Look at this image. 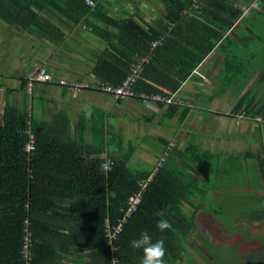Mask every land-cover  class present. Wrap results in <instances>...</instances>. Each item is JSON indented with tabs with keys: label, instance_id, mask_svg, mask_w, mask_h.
Here are the masks:
<instances>
[{
	"label": "trees",
	"instance_id": "16d2710c",
	"mask_svg": "<svg viewBox=\"0 0 264 264\" xmlns=\"http://www.w3.org/2000/svg\"><path fill=\"white\" fill-rule=\"evenodd\" d=\"M90 1L94 3L92 8L84 0H0V20L19 32L28 30L45 39H54L57 44L63 35L46 17L66 28L83 17H90L102 28L92 27V33L108 44L93 66L97 80L118 85L141 57L150 54L133 87L136 92L150 94L158 90L145 85V80L175 92L210 52L207 27L202 22H210L221 30L229 29L242 13L233 3L240 1L247 5L252 0H160L165 21L158 19L153 25L135 14L114 19L105 11L107 0ZM261 7L264 10V0ZM188 10L202 18L199 27L197 23L180 25L182 13ZM154 41L160 44L150 51ZM251 102L243 96L234 109L246 104L243 116L248 119L253 111ZM176 106H166L163 121L175 116ZM184 115L185 110L177 117L181 120ZM27 121L30 127L26 126ZM44 126L33 123L25 113L10 106L0 113V264H25L21 255L24 221L31 232L29 264H49L60 253L67 252L69 246L78 244H84L93 264H111L113 255L118 264H140L142 254L130 247V241L145 230L154 240L164 239L165 264H198V261L199 264H264V235L231 232L229 223L218 219V210L211 213L207 242L198 247L204 251L205 258L201 257L200 261L191 250L188 238L194 228L193 218L185 213L183 205L200 192L195 176L199 174L197 166L205 164L206 153L197 152L191 145L184 150L186 160L192 162L189 177L169 161L172 148L166 162L151 176V169L129 168L133 150L131 147L122 150L120 139L111 131L92 130V145L71 139L68 143L46 146L47 141L60 137L52 136ZM27 128L34 135V150L30 154L23 150ZM107 134L110 139H105ZM106 159L112 162V167L104 173L100 165ZM258 168L264 189L260 158ZM149 176L151 179L141 193L136 211L126 219L113 242L111 255L105 245L104 221L114 226L126 209L127 198L137 193L139 183ZM160 211L164 212L162 217L156 215ZM159 219H166L172 227L158 231ZM250 219L264 222V211L252 214Z\"/></svg>",
	"mask_w": 264,
	"mask_h": 264
},
{
	"label": "crops",
	"instance_id": "0c3cea01",
	"mask_svg": "<svg viewBox=\"0 0 264 264\" xmlns=\"http://www.w3.org/2000/svg\"><path fill=\"white\" fill-rule=\"evenodd\" d=\"M107 1L105 11L114 19L135 14L149 25L158 19L165 21L160 0ZM252 2L233 3L242 13L225 30L202 22L190 10L182 13L181 26L197 23L199 27L202 22L207 27L211 49L176 89L175 97L183 104L176 106L175 116L165 121V105H142L133 99L114 101L92 90L83 91L73 99L55 83L36 84L31 95H26L24 80L38 66L44 67L54 80L99 82L92 70L108 44L92 33V27L102 28L90 17H83L68 28L46 17L63 35L57 44L54 39H45L28 30L19 32L0 20V113L5 106H10L25 113L33 123H44L46 131L60 137L47 141L46 146L68 143L71 139L92 145L91 133L96 128L105 133L111 131L121 141L116 132L121 120L115 116L117 111L128 115L133 126L140 119H156L155 124L161 128L156 138L160 147L158 158L171 144L173 152L169 161L177 171L190 177L192 162L185 160L184 150L191 145L197 152L207 154L204 166H197L199 174L195 176L200 192L183 205L185 213L193 218L194 228L199 223L208 228L213 219L211 213L218 210V219L228 222L230 230L233 226L242 228L237 232H248L243 230L244 223L250 224L252 214L264 211V189L258 168L264 144V10L252 9ZM144 83L153 84L148 80ZM243 96L252 100L253 111L248 119L243 116V121H238L236 118L243 115L246 104L239 110L234 107ZM84 105L90 106V115L82 111ZM184 110L185 115L179 120L177 116ZM110 137L105 135V139ZM121 148L124 150L122 141ZM247 158H253L250 166L245 162ZM156 162L148 169L153 171ZM247 200L257 202L254 208L244 209ZM190 237L192 233L188 240ZM84 247V244L69 246L67 252L58 253L60 257L49 264H93Z\"/></svg>",
	"mask_w": 264,
	"mask_h": 264
},
{
	"label": "built area",
	"instance_id": "2783aa9c",
	"mask_svg": "<svg viewBox=\"0 0 264 264\" xmlns=\"http://www.w3.org/2000/svg\"><path fill=\"white\" fill-rule=\"evenodd\" d=\"M84 3L89 8H92L94 5V3L90 0H84ZM158 44H160L159 41L152 42L150 44V51H152ZM150 56L151 55L149 54L147 56L141 57L139 59V62L130 68L129 74L124 77L121 83L115 86L104 82H96L93 84H89L85 81L78 80H54L44 67L38 66L34 69L33 73L24 80V93L28 96L31 95L32 89L36 84L55 83L58 87L62 88L66 93H68L73 99L76 98L83 91L92 90L107 95L114 101L133 99L138 101L142 105H182L183 103L176 99L175 92L167 91L162 87H159L154 84L150 85L151 87H154L158 90V92L156 93L147 94L144 92L134 91L133 87L140 77L142 67L144 64H147L149 62ZM237 118L244 119L242 114L238 115ZM26 126L30 127L29 121L26 122ZM26 136L27 140L24 144L23 150L25 153L30 154L34 150V135L32 134L29 128H27L26 130ZM172 148L173 146L171 144L167 145L164 148L162 154L160 155L156 164L153 167L151 176L157 171L158 168H161L163 166V164L166 162V159L169 157ZM261 159V171L264 172V145H262ZM151 176L139 183V190L137 193L127 198L126 209L123 212L121 218L117 219L116 224L114 226H112L107 220L104 221L103 231L104 237L106 239L105 245L109 249L111 255L114 251L113 242L116 240L118 234L122 231V227L126 219L129 218L136 211L140 203L141 193L145 189L148 181L151 179ZM30 247L31 232L28 228L27 221H24L21 240V255L22 258L25 260V264H29L30 262ZM113 259H116L114 255L111 257V261Z\"/></svg>",
	"mask_w": 264,
	"mask_h": 264
},
{
	"label": "rangeland",
	"instance_id": "374dc122",
	"mask_svg": "<svg viewBox=\"0 0 264 264\" xmlns=\"http://www.w3.org/2000/svg\"><path fill=\"white\" fill-rule=\"evenodd\" d=\"M115 116L121 120L118 122V129L116 128V132L121 138L123 149L126 151L128 147L132 146L133 155L131 156L128 166L134 171H140L150 168V165H153L159 154V144L156 141L157 136L160 135V130L156 124V119H153L152 121H143V119H140L136 125H131L129 121V116L126 114H122L121 112H116ZM149 115H146L148 117ZM238 121L242 120L239 118H236ZM243 121V120H242ZM130 131V137H129V131ZM264 140V139H263ZM264 143V142H263ZM264 145V144H263ZM231 149V148H230ZM213 150V149H211ZM260 152L262 153V146ZM187 156H185L186 158ZM184 158V159H185ZM253 158H247L245 160L246 164L248 166L251 165V162ZM186 160V159H185ZM188 160V159H187ZM232 177V176H231ZM262 192L259 193V196L262 197ZM257 197V196H256ZM227 200V199H226ZM251 201V200H250ZM246 201L245 202V210H249L254 208V202L252 201ZM264 208V200L262 204ZM262 206L260 208H262ZM233 213L235 212L232 210ZM245 212V211H243ZM238 230L236 227L231 226L232 232L241 231ZM243 230H247L250 236H259L264 235V222L260 224L259 221L252 220L250 224H246V222L243 225ZM208 228L205 227V225H198V227L192 229V237H190V240H188L189 245L191 246V250L195 253V255L200 257H204V251L200 250L198 247L201 245H204V243L207 242L206 236H208ZM194 249L199 253L202 254L200 256L197 254ZM204 261V260H203ZM199 264V261H198Z\"/></svg>",
	"mask_w": 264,
	"mask_h": 264
},
{
	"label": "clouds",
	"instance_id": "9594fccd",
	"mask_svg": "<svg viewBox=\"0 0 264 264\" xmlns=\"http://www.w3.org/2000/svg\"><path fill=\"white\" fill-rule=\"evenodd\" d=\"M251 8L259 10L261 8V0H253ZM82 111L86 115H90L91 108L89 105H84L82 106ZM111 167L112 162L107 159L100 165V169L104 173L109 171ZM156 215L162 217L164 212H157ZM171 227V224L166 219H159L156 223V229L160 232H164ZM164 244L165 242L162 237L154 240L153 236L146 230L142 231L137 238L130 241V247L142 254L140 264H165L166 249ZM111 264H117L116 259H113Z\"/></svg>",
	"mask_w": 264,
	"mask_h": 264
}]
</instances>
